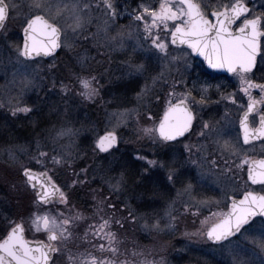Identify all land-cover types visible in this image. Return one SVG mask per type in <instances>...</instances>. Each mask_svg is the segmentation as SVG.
Wrapping results in <instances>:
<instances>
[{
    "label": "snow or ice",
    "instance_id": "obj_1",
    "mask_svg": "<svg viewBox=\"0 0 264 264\" xmlns=\"http://www.w3.org/2000/svg\"><path fill=\"white\" fill-rule=\"evenodd\" d=\"M95 7L107 20H114L115 17L128 14L136 22H142V30L125 31L120 30L110 35L105 26L96 28L95 32H89L88 26L92 23L90 10ZM255 4L250 8L245 0H159L158 6H151L141 3L137 9L128 11L119 0H97L93 5L90 0L82 4L72 3L69 5L65 0H24L23 4L15 3V0H0V46L7 53V69L10 70L11 79L8 84L16 87V96L9 99V110L12 115L19 113L29 114L33 112V106L24 99L26 90L38 87L37 81H43L46 77L41 75V69L36 60L52 56L56 49L61 47H73V43L65 42L70 32L72 41L78 39L87 41L92 39L99 47H108L111 51H121L125 58L121 61L126 69V75L132 79L146 77L145 84L137 93L140 99L147 95L152 86L160 81L167 82L171 75V68L180 62V57L172 55L169 45H186L191 53L202 56L207 65L212 69H226L234 74L239 81V91L247 97L246 105H242L243 114L239 118L240 129L243 134V144L250 141L261 140L264 142V83H257L249 78L254 75L253 69L257 64L258 54L262 67H264V11L259 13L255 10ZM264 9V0L260 4ZM22 16L23 44L11 42L7 34L10 20ZM211 17V18H210ZM214 18V19H212ZM70 21V22H69ZM239 26L233 29L237 22ZM171 22V24L169 23ZM103 32V42L99 34ZM170 37V39H169ZM126 39L134 42L126 45ZM95 57L78 56V70H69L67 77L51 79V88L57 89V95L62 97H75L82 101H95L100 96V89L103 87L100 80L108 72L107 68L97 71L89 63ZM100 65L101 61H96ZM54 66L48 65L49 70ZM190 65L184 62V71H188ZM151 69V71H150ZM157 69H159L157 71ZM178 70V69H177ZM155 73V74H153ZM261 79H264L262 77ZM151 81L149 84L148 81ZM178 84L184 86L185 91L177 93L175 88ZM48 85H45L47 88ZM219 92V85L216 86ZM260 90L259 98L252 95L251 89ZM207 87L202 86L200 99L192 96L187 88L183 73L181 79H173L170 91L167 93L168 108L160 119L158 126L143 127L139 129L143 135L154 138L158 133L159 139L163 141L175 140L183 136L192 127L196 113L191 105L204 106ZM221 97L234 101V95ZM159 99V97H156ZM175 98V103H173ZM67 103V100H65ZM250 114L252 120L250 122ZM149 118L150 115H149ZM224 119H227L225 115ZM111 125V121L108 122ZM54 135L50 137L51 142L56 145L63 137H74L78 129L61 126H53ZM198 136L206 141L210 140L215 145V152L219 154L221 163H217L215 154L210 161L213 168H219L222 175L235 177L234 169L247 168V180L253 185H260L261 190L255 191L245 189L242 198L231 199V205L227 212L212 213L217 216L209 227L200 228L194 232L185 231L183 235L191 238H203L211 242L213 252L218 253L222 258L221 264H264V157L255 159L247 155L248 151H254V146L244 149L239 140L233 142L228 137L226 125L220 120H202L199 124ZM74 141L69 140L68 144L59 145L61 151L52 149V155L40 151V142L37 141V153L32 157L37 164L45 171L36 173L31 168L21 166L24 183L32 190L34 202L62 203L68 212L57 210L56 215L49 213H33L30 218V228L35 232H45L47 242L44 240L29 241L25 238L23 219L17 221L8 219L4 234L0 236V264H131L120 251V240L117 233L112 231V224L123 228L124 223L141 222L145 231L175 230L178 216L166 213L167 222L161 225L157 215L149 217L147 213H138L127 201L114 203L118 196L128 185L129 177L125 172H117L109 165L101 166L100 180L107 185L108 192L100 189H91L93 204L92 216L98 217L99 222L88 224L83 235L77 232L78 222L89 219L85 212L80 211L75 205L70 206L68 195L55 183L52 176L48 175V164L54 168H71L73 164V153L70 150ZM95 149L111 155L109 149L117 144V134L114 126H106L103 135L97 134L94 141ZM186 157L171 158L169 160H152L147 157L138 156V159L146 160L150 168L164 170L165 179L173 186L176 183L182 185L178 191L191 196L194 191L192 179L182 169L186 164L196 165L198 161L193 159L197 153L204 154L207 151L205 144L184 145ZM11 155V153H10ZM225 156H235L239 163L230 159H223ZM203 158H207L206 155ZM115 173V174H109ZM202 179L203 173L198 172ZM83 177V179L81 178ZM88 168L73 169L69 186L82 185L86 183ZM151 179L149 169H143L133 180V183L142 185ZM155 183V181H152ZM193 199H195L193 197ZM175 201L172 202L174 204ZM206 200H200L198 204H205ZM170 204V207H172ZM197 205L183 204L185 211L195 208L192 214L197 215ZM7 219V218H6ZM151 219V223H149ZM201 221L204 225L207 221ZM243 238L245 243L240 242ZM106 240L107 244L97 241ZM235 238V242L233 240ZM87 241L90 246L98 251L100 255L91 252H73L70 245L76 240ZM96 241V242H93ZM135 256L138 253H131ZM61 257L64 260L61 261ZM137 264H166L164 258L159 261L143 260Z\"/></svg>",
    "mask_w": 264,
    "mask_h": 264
},
{
    "label": "rangeland",
    "instance_id": "obj_2",
    "mask_svg": "<svg viewBox=\"0 0 264 264\" xmlns=\"http://www.w3.org/2000/svg\"><path fill=\"white\" fill-rule=\"evenodd\" d=\"M53 2H55V0H53ZM65 2L69 5L72 3L82 4L85 0H65ZM90 2L95 5L97 0H90ZM131 2V0H119V3L123 7H127L129 12L133 10ZM261 2L262 0H258L256 6H260ZM15 3L23 4L24 0H15ZM142 3L155 7L158 6L159 1H156L154 5L152 0ZM90 12L92 23L88 26V31L95 32L98 25L100 27L105 26L107 18L96 10L95 7H93ZM22 21V16H17L15 19L10 20L7 34L11 37L12 43L21 45L19 28H22ZM141 26L142 22L134 21L128 14L117 16L114 20H107V28L110 35L122 29L125 31H135L139 27L140 30H142ZM102 38L103 32L99 34L101 42H103ZM65 42L73 43V47H62L61 52L63 53V57L56 55L49 60L42 58L37 59L41 69L40 74L46 78L42 82L37 81L39 86L26 90L23 96V99L29 105L33 106V112L29 114L19 113L15 116L12 115L9 110L8 104L9 99L16 96L18 89L8 84V80L11 79V76L10 70H8V75L6 76L7 53L3 50V46H0V121L10 122L9 120H11L10 124H13L15 128L17 127V129H19L16 130V132H12L13 129L6 132L0 129V178L1 181H3V176L6 177L7 174H16V181L18 184L16 183L15 185L19 190L22 189V195H20V193H18V188L9 186L11 188L7 191L8 197L5 200L6 206L0 203V209H4L2 215L5 219L7 218L0 231L4 232L8 219L19 221L22 218L24 228L28 234L27 236L35 239L46 238L47 234L45 232H35L31 230L30 218L32 214H43L47 212L50 216H54L57 210L65 213L68 212V209L62 203L42 205L39 202H34L32 190L24 183L21 166L30 167L40 172L45 171L41 165L37 164L36 161L32 159L37 153V141H39L41 145L40 151L52 155L54 154L52 151L54 147L56 151L59 152L61 151L59 145L68 144L71 139L74 141L70 149L73 153L72 167H56L53 169L52 165L49 163L48 172L49 175L52 176V179H54L68 195L70 206L75 205L77 209L85 212L86 216L90 217L89 219L78 222V234L82 236L83 230L88 224L99 222L98 217L91 215L93 204L95 203L92 200L91 189H100L105 193L108 192L107 185H104L100 180L101 170L98 166L106 168L109 162H111V166L115 168L117 172H125L130 178L128 181L129 185L119 194L118 200L115 198L113 199L114 203L127 201L140 214L147 213L149 217L155 214L160 218L161 225L167 222L166 213L178 216L176 229L174 231L168 229L162 232L145 231L141 227L142 221L135 224L130 222L124 223L123 228H120L116 224H112V231L117 233V237L120 240V251L125 254L121 259L127 258L131 264H137V262L143 260L159 261L161 258H164L166 264H186V257L183 254L187 252L188 264H191L192 257L195 255L197 256L196 252L193 250L200 249L204 239H190L183 235V233L185 231L194 232L197 229L209 227L218 219V217L213 216L212 213L227 212L229 196H240L243 191L250 188V186L246 181L239 178L238 175L235 177L231 175L225 176L221 174L219 168H213L210 161L213 159L214 154L217 163H221L219 154L215 152L216 146L210 141H206L203 137L201 138L198 135L194 136L196 128L182 141L166 143L160 139L161 141L158 146H154L152 143L153 138L149 137L145 140L131 141V134L132 131H134L136 135L140 136L142 132H140L139 129L157 125L160 117L159 113H162L164 109L168 107L166 102L167 93L170 91L172 80L181 79V73H183L184 81L191 92L201 91V81L190 79V72L192 66L195 65V59L192 57L190 51L174 47L170 44V52L172 55L180 57V62L176 63L174 66H169L171 68V75L168 76L167 82H158L156 85L152 86L151 91L147 95L138 99L137 93L140 92L141 87L144 86L146 77L132 79L126 75V69L121 63L125 58L123 52L111 51L108 47L98 48L97 44L92 39L87 41L78 39L73 42L70 32L67 34ZM133 42L132 39H126V45L130 46ZM78 56L95 57V59L90 60L89 63L97 71H102L104 68L108 69L104 78L100 80V84L103 87L100 89V96L97 97L95 101H82L75 97H62L56 94L58 88H51L50 82L52 78H59L61 76L67 77L69 70H78ZM61 60L66 62L62 63ZM96 61H101L102 63L97 65ZM185 61L190 65L188 71H184ZM48 65H53L54 67L49 70ZM158 70L159 69H157V71ZM232 80L239 85L237 77L232 78ZM148 83L150 84L151 81L149 80ZM45 85H48V87L45 88ZM175 91L181 93L185 91V88L183 85L178 84ZM228 94H233L232 90ZM156 97H159V99ZM196 99L199 100V98ZM65 100H67V103H65ZM174 101L175 98H173L172 102ZM224 101L229 102V100L222 98L221 102ZM193 106L196 109L198 108L196 105ZM200 107H202V110L205 109L204 106ZM240 109L237 110L238 113ZM149 115L151 118H149ZM109 121H111V125H108ZM224 125H226L228 130L227 138H230L233 142L237 141L236 124L226 122ZM53 126L56 128L61 126L71 127L79 131L76 136L71 138L63 137L54 145L50 139V137L54 135ZM106 126H114L119 136L118 146L109 150L111 155L95 149L94 141L97 138V134L102 135ZM1 127L2 126H0V128ZM125 133L127 137H125ZM122 137L125 140H123ZM142 137L146 136L142 134ZM155 137L158 138L157 134ZM122 143L125 147V153L127 152L129 157V151L132 146L136 149H142L146 152L148 157H150L147 159L152 160H165V155H167V159L173 157L183 158L187 156L184 148L185 144L193 146L205 144L207 146V151L204 154L197 153L195 148H193V152L196 153L193 159L198 161L199 168L196 165L186 164L185 166L188 167L185 168L186 171L184 170L187 174L191 171L190 168H193L192 171H196V181H199V185L196 186L197 184L193 183L194 191L191 193V196L183 193L178 195V191L181 189L182 185L176 183L173 186L167 182L164 170L160 168H150L146 160L140 159L139 161L137 157L140 155L138 153L135 154L132 162L126 159V163L124 162L122 164V160L117 158V154L115 153L120 151L119 145H122ZM244 149L247 148L243 147L242 152ZM159 152L162 153L163 156H160L161 159L156 158ZM247 154H249V152H247ZM205 155L207 157L206 159L203 158ZM3 157L10 159L12 162L8 172L5 170L4 166H6L7 163H4ZM223 159H230L237 164L239 163V159L235 156H225ZM145 166L149 169L151 179L142 185L133 183L135 177ZM245 166L246 165H244L243 168ZM80 168H88L86 183L69 186L71 184L70 177L73 169L79 171ZM234 171L236 172V169H234ZM237 171V173H239V169H237ZM198 172L203 173L202 179L198 176ZM2 174L3 176H1ZM81 178L83 179V177ZM152 181H155V183ZM130 186L132 187V191L135 189L137 193V195H135L136 193L134 194L135 202H130ZM254 190L260 189L257 187ZM169 192H171V194ZM193 197L195 199H193ZM202 199L206 200L207 203L198 204ZM173 201H175L174 204H172ZM185 202L189 205L198 204V214H192L196 211L195 208L185 211L183 208ZM170 204H172V207H170ZM206 217L208 219L206 223L202 225L201 221L205 220ZM148 222L151 223V219H149ZM141 234H143V236H141ZM177 234H179L178 238L181 239L179 242L173 239V236ZM199 240H202V242ZM97 241L105 245L107 244L106 240L100 241L99 238H97ZM240 242L245 243L242 237L240 238ZM70 247H72L74 253L91 252L94 255H100V253L94 250L87 241L78 239L74 241ZM207 251L217 256L219 259H222L218 253L213 252L210 246H207ZM133 252L138 253V255H131ZM63 260L64 257H61V261ZM58 264H60L59 261Z\"/></svg>",
    "mask_w": 264,
    "mask_h": 264
},
{
    "label": "flooded vegetation",
    "instance_id": "obj_3",
    "mask_svg": "<svg viewBox=\"0 0 264 264\" xmlns=\"http://www.w3.org/2000/svg\"><path fill=\"white\" fill-rule=\"evenodd\" d=\"M131 1H132L131 2L132 5H133L132 8L137 9V6L140 3L145 2V1L150 2L151 0H131ZM156 1H159V0H152L153 5L155 4ZM223 2L227 3L228 0H223ZM245 2H247L249 4V7L251 8L253 6V4H255V6H256V3L258 2V0H245ZM255 10L257 13L264 11V9H261L260 6H256ZM212 19H214V18H212ZM240 22L241 21H237L233 25L234 30H235V28H237L239 26ZM169 23L171 24V22H169ZM172 46L178 47V48H183L185 50L190 51V53H191V50L187 49L186 46H175V45H172ZM262 54H264V53H262ZM191 55L195 59V65L192 66V69L190 72V79L199 80V81H201L200 82L201 86L207 87V92H206L207 103H206V105H204L205 109H203V110H202V107H198L197 109L194 108V106L191 105V103H190V106L192 107V109L196 113V119L193 120L192 127L188 133H186L182 138H180L176 141H172V142L175 143V142L184 140L187 136H189L195 130V128H196V133H198L200 130L199 124H200L201 119L206 120V121L207 120H220L222 122V124H224L226 122H231V124H236V129L238 132V134L236 132V138H238L239 143L241 142L240 145L242 144V148L245 147V148L249 149L250 147L254 146V151H248L249 152V154H247L248 156H251L255 159H259V158L264 157V142H262L261 140L250 141V143L247 145L243 144V137H242V131H241L240 125H239V118L243 114V108L241 106L246 105L248 97L243 92L239 91V85L235 81H233L234 79L232 80V78H236V76L232 73H230V74L219 73L215 70H211L206 66L203 59L198 58L197 56L193 55L192 53H191ZM253 72L255 74L254 75L249 74V78L253 79L257 83H264V79H261L262 77H264V67H262V63L260 61L259 55L257 57V64H256V67L253 69ZM217 85H219V92L217 91V88H216ZM231 90L233 92L235 102H233V100H229V102L228 101L221 102V99H222L221 93H223L224 95H227ZM251 93L256 98H259V96H260V90L258 88L251 89ZM192 95L194 97L200 99V91H192ZM167 108L168 107H166L164 109V111L160 114L157 125H158L160 119L162 118L164 112L167 110ZM238 109H240L239 113L237 111ZM225 115H227L226 120L224 119ZM253 115L254 114H250V122L252 120ZM196 133H194V136L197 135ZM208 141H210V140H208ZM166 143H170V142H166ZM247 168H248V165H246L242 170L239 169V173H237L238 171L236 169V173H237L238 177L241 178L242 180L246 181L249 184L250 188H248V189L254 190L255 188L258 187L261 190L260 185H258V184L253 185V184H251L250 181L247 180ZM251 188H254V189H251ZM260 190H255V191H260ZM242 194L240 196L230 195L229 196V204L231 202V197L240 198V197H242ZM40 204H42V203H40ZM50 204L52 205L54 203H47L46 205H50ZM229 204H228V210H229ZM233 240H235V238H233Z\"/></svg>",
    "mask_w": 264,
    "mask_h": 264
},
{
    "label": "trees",
    "instance_id": "obj_4",
    "mask_svg": "<svg viewBox=\"0 0 264 264\" xmlns=\"http://www.w3.org/2000/svg\"><path fill=\"white\" fill-rule=\"evenodd\" d=\"M20 29H22V28H19V31H20V33H19V39L21 41V30ZM60 53H62V52H60ZM60 53L58 54V56L60 55V57H63V53L62 54H60ZM61 61H62V63H65L66 62L64 60H61ZM159 114H161V112ZM9 121L11 122V120H9ZM10 122H8V121H2L1 120L0 121V126H2V127L0 129L3 130L4 132L10 131L12 129H13L12 132H16V130H19V129H17V127L15 128L13 126V124H10ZM123 137H122V139H123ZM125 137H127V134H126ZM146 137H142V134L141 133H140V136H138V135H136L134 133V131H132L131 141L148 139V137L147 138ZM123 140H125V139H123ZM160 141L161 140H159L157 137H155V138L152 139V143L154 144V146H156V145L158 146V144L160 143ZM119 146H120V151L119 152L117 151L115 153L117 154L116 157L122 160V164L126 161V159L132 162V159H134V156L137 153L140 156L150 158V157H148V155L146 154V152H144L142 149H138V148L136 149V148H134L132 146H131L130 151H129L130 152V157H129L128 154H127V152L125 153V147L123 146V143H122V145H119ZM141 147H143V146H141ZM160 156H162V153L159 152V154H157V157L156 158L161 159ZM3 158H4V163H7L6 166H4L5 167V170H6V172H8L10 170V167H11L12 162H11L10 159H7L5 157H3ZM164 159L165 160H169V159H167V155L164 156ZM139 161H140V159H139ZM131 162H130V165H131ZM12 166H14V165H12ZM187 167L188 166H185V168H187ZM145 168H147V166H145ZM185 168L182 169V172L183 173H184ZM192 169L193 168H190L191 171L189 170L190 172L187 173V176L190 179H192V184L195 183V184H197L196 186H198L199 185V181H196V178H197L196 171H194V170L192 171ZM140 171H141V169H140ZM1 176H3V174ZM16 176H17L16 174L15 175L7 174L6 177L3 176V178H4L3 181H1V178H0V203L1 204L2 203L5 204L4 206H6L5 200L8 197L7 191L9 190V188H11L12 186H15L16 188H18L15 185L16 183L18 184V182L16 181V179H17ZM128 185H129V182H128ZM9 186H11V187H9ZM15 187H13V188H15ZM21 190L22 189L19 190V188H18V193H20V195H22L21 194ZM129 190H130V192H129V194H130V196H129L130 197V202H133V201L135 202L134 194L136 193V190L134 189L132 191V187L131 186H130V189ZM169 193L171 194V192H169ZM135 195H137V193ZM138 195H139V193H138ZM144 195H145V193H144ZM3 210L4 209H0V229L3 227V224L6 222L5 217H3V215H2L3 214L2 213ZM3 234H4V232H1L0 231V236H2ZM178 235L179 234L173 236V239L176 242L181 241V239L178 238ZM141 236H143V234H141ZM200 242H202V240ZM202 243L203 244L201 245V248L200 249H198V250H195L194 249L193 250L194 252H196L197 256L196 255L193 256L192 257L193 259H192V261L190 263L191 264H221V262H222L221 260L222 259H219L217 256H214L210 252L207 251V246H210V242L207 241L206 239H204V242H202ZM202 253H204V254H202ZM183 255L186 257V264H188L189 261H188V258H187L188 257L187 252H185Z\"/></svg>",
    "mask_w": 264,
    "mask_h": 264
},
{
    "label": "water",
    "instance_id": "obj_5",
    "mask_svg": "<svg viewBox=\"0 0 264 264\" xmlns=\"http://www.w3.org/2000/svg\"><path fill=\"white\" fill-rule=\"evenodd\" d=\"M22 44H23V32H22ZM177 46H186V45H177ZM187 47V46H186ZM61 48H58V49H56V51H55V53L52 55V56H54L55 54H57L58 52H59V50H60ZM193 55H195V56H197L198 58H201V59H203L204 60V58L202 57V56H199L198 54H196V53H193ZM259 55V54H258ZM49 57H51V56H48V57H44V58H49ZM37 58H39V57H37ZM204 62H205V64H206V66L209 68V69H211V70H215V71H217V72H219V73H228V74H230L226 69H212V68H210L208 65H207V62L204 60ZM175 103V102H174ZM164 115V114H163ZM162 118H163V116H162ZM161 118V119H162ZM159 124V123H158ZM158 126V125H157ZM191 129V128H190ZM190 129L188 130V131H186L185 133H184V135L186 134V133H188L189 131H190ZM242 131V130H241ZM103 135V134H102ZM183 135V136H184ZM183 136H178V137H176V139L175 140H170V141H167V142H172V141H176V140H178V139H180V138H182ZM242 137H243V134H242ZM117 142H118V137H117ZM117 145V144H116ZM115 146V145H114ZM110 150V149H109ZM260 159V158H259ZM34 172H36V173H39L40 171H37V170H34V169H32ZM49 175V174H48ZM251 182V181H250ZM56 183V182H55ZM57 184V183H56ZM233 197H231V199H232ZM242 197H240V198H236L237 200H239V199H241ZM44 204V203H43ZM230 205H231V202H230V204H229V207H230ZM25 238L27 239V240H29V241H39V240H44L45 242H47V239H32V238H29V237H27V235H26V232H25Z\"/></svg>",
    "mask_w": 264,
    "mask_h": 264
}]
</instances>
